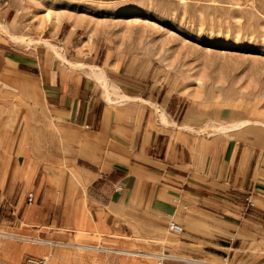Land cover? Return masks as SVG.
<instances>
[{
	"label": "crops",
	"instance_id": "0c3cea01",
	"mask_svg": "<svg viewBox=\"0 0 264 264\" xmlns=\"http://www.w3.org/2000/svg\"><path fill=\"white\" fill-rule=\"evenodd\" d=\"M124 1L0 0V159L12 161L1 182L33 193L28 204L60 202L73 238L78 228L114 250L229 259L242 234L255 238L249 209H264L247 125L209 134L192 101L129 90L85 63L70 34L60 39L80 29L66 6Z\"/></svg>",
	"mask_w": 264,
	"mask_h": 264
},
{
	"label": "rangeland",
	"instance_id": "374dc122",
	"mask_svg": "<svg viewBox=\"0 0 264 264\" xmlns=\"http://www.w3.org/2000/svg\"><path fill=\"white\" fill-rule=\"evenodd\" d=\"M179 1L66 6L62 12L80 29L72 34L66 25L60 39L70 34L85 63L94 61L89 66L103 68L129 90L159 95L158 101L162 94L192 101L208 121L209 134L219 125L246 120L241 138L250 141L252 158L264 172V0ZM11 165L0 159V167ZM7 178L0 177V264L39 259L44 264H173L172 258L181 264H264V209L257 206L248 211L254 224L245 226L256 228L255 238L242 234V251L229 259L211 263L188 254L160 259L151 248L122 256L102 242L85 240L78 228L73 238L74 224L60 229V202L28 204V192L20 183L6 186Z\"/></svg>",
	"mask_w": 264,
	"mask_h": 264
},
{
	"label": "bare ground",
	"instance_id": "6f19581e",
	"mask_svg": "<svg viewBox=\"0 0 264 264\" xmlns=\"http://www.w3.org/2000/svg\"><path fill=\"white\" fill-rule=\"evenodd\" d=\"M180 1H184V0H180ZM179 1V2H180ZM50 45V44H49ZM49 47H51V46H49ZM53 47V46H52ZM55 53H57L56 51H55ZM58 55V54H57ZM98 70V69H97ZM100 70V69H99ZM99 72V71H98ZM162 115V114H161ZM246 120H242V121H239V122H237V123H235V124H231V125H229V126H217L216 128H214V129H212L211 130V132H215V131H218V132H222V131H226L227 129H229V128H233V127H239V126H242V125H245L246 124ZM96 247H98V246H96ZM105 249H109V248H105ZM110 250V249H109ZM114 251H118V252H123V253H127V254H135V255H138V254H141L140 252H135V251H120V250H114ZM163 256V255H162ZM162 256H159V257H162Z\"/></svg>",
	"mask_w": 264,
	"mask_h": 264
},
{
	"label": "built area",
	"instance_id": "2783aa9c",
	"mask_svg": "<svg viewBox=\"0 0 264 264\" xmlns=\"http://www.w3.org/2000/svg\"><path fill=\"white\" fill-rule=\"evenodd\" d=\"M26 200L28 203H30L33 200V193H31V192L27 193ZM247 204H248V207H253V205H254L253 202L249 199L247 200ZM170 228L174 232H180L181 231V228L179 226H176V225H170ZM33 264H44V261L42 259H39V260L33 261Z\"/></svg>",
	"mask_w": 264,
	"mask_h": 264
}]
</instances>
